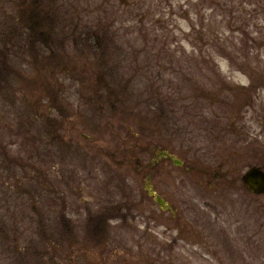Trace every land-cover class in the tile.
<instances>
[{
  "label": "rangeland",
  "instance_id": "obj_1",
  "mask_svg": "<svg viewBox=\"0 0 264 264\" xmlns=\"http://www.w3.org/2000/svg\"><path fill=\"white\" fill-rule=\"evenodd\" d=\"M232 1L0 4V264H264V192L231 182L243 140L264 163V0ZM163 144L198 167L175 252L127 161Z\"/></svg>",
  "mask_w": 264,
  "mask_h": 264
},
{
  "label": "flooded vegetation",
  "instance_id": "obj_2",
  "mask_svg": "<svg viewBox=\"0 0 264 264\" xmlns=\"http://www.w3.org/2000/svg\"><path fill=\"white\" fill-rule=\"evenodd\" d=\"M4 1L8 0H0V4L4 3ZM233 2L232 0H229ZM258 2V0H257ZM127 1L123 3L122 5H126ZM235 5V3L233 2ZM258 8H260V4L258 5ZM261 10H264V5ZM0 11L4 15V12L7 14H14V12L18 13V7L13 6L12 9L9 8L7 10L6 8H2L0 5ZM259 10H256V14L258 15ZM254 15V14H253ZM9 16L5 17L8 18ZM4 18V17H3ZM258 18V16H257ZM16 19V18H15ZM259 24V23H258ZM257 24V25H258ZM255 29L256 26H255ZM259 29V25H258ZM245 142V150L244 151H238V165L240 166L239 168H244L240 172V174L237 175V177L231 178V182L233 185H235L236 182H242V185L244 186L245 189H248L244 185V175L248 171V169L253 168V167H264L263 164H258L257 159H258V150L253 147V145L249 142H254L251 141L250 139L243 140ZM137 148H140L138 152H136L134 149L128 150L129 156L127 161L129 162H136L138 166L135 167V171H137L139 174V182H140V191H141V199L143 200V203L145 204L146 202H150L151 204L155 205L157 207V210L159 213H146L142 215L143 221H153L155 225L162 226L164 230L159 233V235L164 236L165 241L161 240L162 242V249L164 250L165 245H166V250L169 252H175L177 250V243L181 240V238H188L186 236H182V231H187L191 232V229L194 228V226L190 223L192 221H189V219L185 218L183 215L179 214L178 212H175L174 209H178L172 201L174 198L176 201H178V182H175L172 180V175L178 168L181 167L184 169L185 172L189 173L191 171H195L198 167L194 165V163H191L190 161L187 162L183 157H180L176 152L173 151V149H169L168 147H165L164 144L158 148V150L150 151L149 145H143L141 148L140 145L136 146ZM149 149H148V148ZM147 148L148 150H146ZM136 149V148H135ZM139 153L142 155L147 156V161L143 163L139 157ZM240 156V157H239ZM240 158V159H239ZM220 167V166H219ZM216 167V168H219ZM236 170V169H235ZM228 172L227 171H218L217 169H212V172H209L210 178L207 179V183L212 186L214 184V181H218L222 179L221 177L226 175ZM212 177V178H211ZM165 178H171V183H167ZM239 180V181H238ZM165 181V183H164ZM217 182V183H218ZM216 184V183H215ZM142 185V187H141ZM168 187V188H166ZM250 193L254 195H259L256 192H253L252 190H249ZM129 195V193H127ZM127 198H129L127 196ZM133 204V202H132ZM121 209V210H120ZM116 210H119V214H114L112 215V219H122L123 216L128 217V218H137L140 215L137 214H131L127 215L123 211V207H120ZM122 211V212H121ZM173 228H178V232L176 234H171L170 232H173ZM171 234V235H169ZM174 236V238H173ZM165 250V251H166Z\"/></svg>",
  "mask_w": 264,
  "mask_h": 264
},
{
  "label": "water",
  "instance_id": "obj_3",
  "mask_svg": "<svg viewBox=\"0 0 264 264\" xmlns=\"http://www.w3.org/2000/svg\"><path fill=\"white\" fill-rule=\"evenodd\" d=\"M246 186L256 193L264 192V171L262 168L253 167L244 175Z\"/></svg>",
  "mask_w": 264,
  "mask_h": 264
}]
</instances>
